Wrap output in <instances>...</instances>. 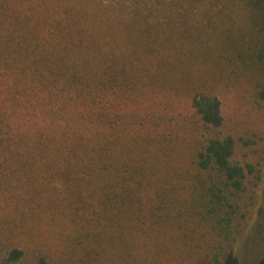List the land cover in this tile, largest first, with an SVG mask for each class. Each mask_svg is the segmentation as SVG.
I'll list each match as a JSON object with an SVG mask.
<instances>
[{
    "label": "trees",
    "instance_id": "16d2710c",
    "mask_svg": "<svg viewBox=\"0 0 264 264\" xmlns=\"http://www.w3.org/2000/svg\"><path fill=\"white\" fill-rule=\"evenodd\" d=\"M202 71L264 109V0H0V208L59 235L10 247L0 224V264H238L242 239L264 264L256 140L221 129Z\"/></svg>",
    "mask_w": 264,
    "mask_h": 264
},
{
    "label": "rangeland",
    "instance_id": "374dc122",
    "mask_svg": "<svg viewBox=\"0 0 264 264\" xmlns=\"http://www.w3.org/2000/svg\"><path fill=\"white\" fill-rule=\"evenodd\" d=\"M209 68V67H208ZM203 72L206 83L213 86V90L217 92L222 102V112L224 116V123L221 129L225 133H230L236 138L238 137H250L256 140V143L249 147H244L241 144L238 145L237 155L240 159L245 161H252L256 164L257 168L260 169V179H254L257 182L256 187L250 189V193L254 195L255 203L248 205L250 210L248 221L244 224L243 229L245 233L251 232L255 221H257L262 206H264V109L260 107L253 96L251 95L250 88L245 85L243 81H229L227 77L215 76L210 72ZM194 74V72H190ZM199 73L196 72V76ZM170 98L171 103L179 111H184L188 106L189 102L186 101V96L183 93L172 94ZM1 97V93H0ZM188 102V103H187ZM249 201V197L247 198ZM4 203L7 205L10 203V199H2L0 196V207ZM22 205H20V208ZM23 208V207H22ZM264 211V210H263ZM41 217H45L43 214ZM46 218V217H45ZM260 218V217H259ZM39 218H31L30 216H23L21 211L14 208H0V224L5 227V240H9L11 246H20L27 249H33V240L31 233L34 228L36 232H43L47 241H55L59 237L57 233H47L44 231V227L37 223ZM56 225V231L58 232V222H54ZM58 236V237H57ZM49 241V242H50ZM246 240H240L235 251V255L238 258V264H254V254L247 257V248L245 244ZM56 247H46L43 250L52 257L57 256ZM35 254V252H34ZM254 261V262H253ZM29 264L35 263V258L28 252L27 261ZM36 264V263H35Z\"/></svg>",
    "mask_w": 264,
    "mask_h": 264
}]
</instances>
